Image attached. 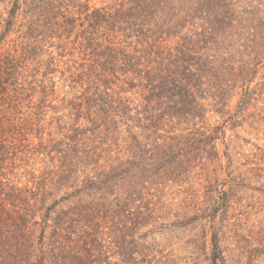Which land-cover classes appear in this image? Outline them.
I'll return each mask as SVG.
<instances>
[{
  "label": "trees",
  "instance_id": "obj_1",
  "mask_svg": "<svg viewBox=\"0 0 264 264\" xmlns=\"http://www.w3.org/2000/svg\"><path fill=\"white\" fill-rule=\"evenodd\" d=\"M239 1L250 2L114 0L91 10L82 0H32L26 12L42 11L44 34L33 19L7 41L20 7L12 4L0 34V264H113L112 255L149 264L137 241L167 207L155 186L203 152L195 134L158 128H210L207 113L222 117L236 84L247 94L264 60V41L246 36L255 6L240 12ZM54 38L57 58L44 64L41 43ZM61 68L69 99L49 79ZM38 90L44 102L32 108ZM43 109L68 115L52 116L53 131L40 124ZM217 231L211 261L227 264ZM261 231L246 264L264 261Z\"/></svg>",
  "mask_w": 264,
  "mask_h": 264
},
{
  "label": "rangeland",
  "instance_id": "obj_2",
  "mask_svg": "<svg viewBox=\"0 0 264 264\" xmlns=\"http://www.w3.org/2000/svg\"><path fill=\"white\" fill-rule=\"evenodd\" d=\"M15 1L20 7L7 41L16 39L18 33L27 32L28 23L33 19L38 28L34 34H44L42 11L33 7L36 8L34 18H30L26 12L29 7L32 8V0H0V34ZM82 2H87L91 10H94L110 6L114 0ZM245 4L242 1L236 4L242 7L239 8L240 12L248 6H255L254 10L257 11L256 18L250 17L255 23L248 24L249 29L246 31V36L249 35L248 39L254 41L255 45L264 41V0H250L248 6ZM260 20L263 22L258 25ZM41 45L40 58L44 64L48 56L57 58V39H44ZM63 60L67 61V56ZM256 69L254 80L247 85V94L240 84L235 85L230 98L222 107V117L214 112L207 113L210 128H158L161 129L160 136H166L165 132L184 138L195 134L194 148L203 152L196 150L193 154L197 157L193 155L188 161L183 159L182 164L173 167L175 170L170 176L155 186L167 207L163 211L162 207L159 209L161 218L153 223V227L140 228L138 235L143 238L137 241L140 250L147 247L150 249L147 258L149 264H213L210 241L216 229L218 245L227 264H246L250 254L257 255L256 243L260 242L264 227V60ZM63 70H57L49 79L55 83L59 99L66 95L69 99L75 91L68 89L63 82ZM38 79L44 80V74ZM39 101L44 102L40 90L32 99L31 107H38ZM53 104L59 105L56 102ZM60 111L68 115V111ZM42 114L40 124L43 127L44 122L51 123L52 116H56L50 111H45L44 116V109ZM64 119L62 121L65 125L72 126L74 123L72 119ZM225 121V128H214L223 125ZM79 123L84 124V121L80 119ZM50 126L56 131L55 127H59V124L53 121ZM122 130L124 128H119V133L127 136ZM41 132L44 138V128H41ZM206 137L213 138L206 140ZM47 161L49 159L44 156V162L36 165V168L41 171L44 164L45 169ZM146 232L150 233L146 235ZM134 258L137 262L141 260L137 255ZM117 260L112 255L111 263L115 264ZM254 263L264 264V261L257 259Z\"/></svg>",
  "mask_w": 264,
  "mask_h": 264
}]
</instances>
